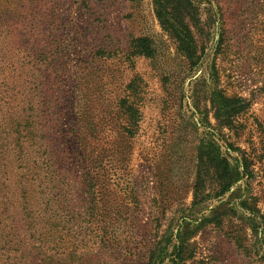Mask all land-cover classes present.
<instances>
[{
    "label": "rangeland",
    "instance_id": "obj_1",
    "mask_svg": "<svg viewBox=\"0 0 264 264\" xmlns=\"http://www.w3.org/2000/svg\"><path fill=\"white\" fill-rule=\"evenodd\" d=\"M152 255L264 264V0H0V264Z\"/></svg>",
    "mask_w": 264,
    "mask_h": 264
},
{
    "label": "trees",
    "instance_id": "obj_2",
    "mask_svg": "<svg viewBox=\"0 0 264 264\" xmlns=\"http://www.w3.org/2000/svg\"><path fill=\"white\" fill-rule=\"evenodd\" d=\"M174 36L176 37L179 47L183 51L187 52L189 56H191L190 53L194 52L193 48H195V41L191 36L190 29L184 26L183 32L176 31L174 33ZM145 45V40L138 41L137 49H139V52H142ZM215 96V98L218 99V103H216V99L213 100L216 109V117L221 122L223 120V124L226 125H230L234 121L235 117L238 116L241 112H243L248 106L247 101L241 97L227 96L222 93L215 94ZM209 157L212 164H216L218 167H222L224 171L227 170V161L225 159H222L219 154H217V152L215 154L210 152ZM159 258L160 255H157L155 259L158 260ZM152 260L153 255L149 258L148 264H150Z\"/></svg>",
    "mask_w": 264,
    "mask_h": 264
}]
</instances>
